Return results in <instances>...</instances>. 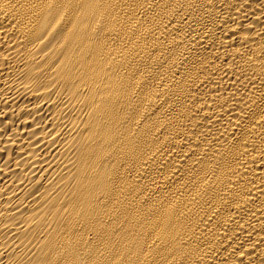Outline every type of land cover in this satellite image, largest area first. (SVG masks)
Listing matches in <instances>:
<instances>
[{
  "label": "bare ground",
  "instance_id": "1",
  "mask_svg": "<svg viewBox=\"0 0 264 264\" xmlns=\"http://www.w3.org/2000/svg\"><path fill=\"white\" fill-rule=\"evenodd\" d=\"M0 264H264V0H0Z\"/></svg>",
  "mask_w": 264,
  "mask_h": 264
}]
</instances>
